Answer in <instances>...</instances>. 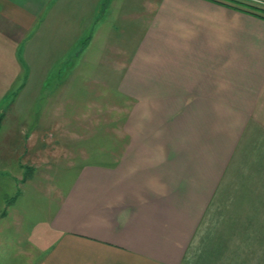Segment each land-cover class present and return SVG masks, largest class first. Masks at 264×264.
Here are the masks:
<instances>
[{"label":"crops","instance_id":"obj_1","mask_svg":"<svg viewBox=\"0 0 264 264\" xmlns=\"http://www.w3.org/2000/svg\"><path fill=\"white\" fill-rule=\"evenodd\" d=\"M121 1L0 0L2 126L28 113L37 128L81 33L130 25L136 40L119 80L132 104L123 151L58 195L33 264H264V184H228L252 176L264 140V18L215 0ZM26 133L15 160L31 159Z\"/></svg>","mask_w":264,"mask_h":264},{"label":"rangeland","instance_id":"obj_2","mask_svg":"<svg viewBox=\"0 0 264 264\" xmlns=\"http://www.w3.org/2000/svg\"><path fill=\"white\" fill-rule=\"evenodd\" d=\"M248 1L264 5V0ZM114 29L107 23L105 33H81L77 58L78 49L65 48L64 64L57 66L62 77L48 82L49 96L43 93L33 110L37 128H31L35 123L28 113H8L9 120L0 124V154L8 155L12 166L0 168V264L35 263L50 245L49 220L58 195L83 165L114 163L123 151L125 119L132 104L120 91L119 80L136 40L127 39L130 25L127 34ZM23 121L30 129H20ZM28 131L31 159L15 160L14 154L30 149ZM255 142L252 158L245 162L252 176L228 179V184H264V140Z\"/></svg>","mask_w":264,"mask_h":264},{"label":"trees","instance_id":"obj_3","mask_svg":"<svg viewBox=\"0 0 264 264\" xmlns=\"http://www.w3.org/2000/svg\"><path fill=\"white\" fill-rule=\"evenodd\" d=\"M264 18V5L248 0H215Z\"/></svg>","mask_w":264,"mask_h":264}]
</instances>
